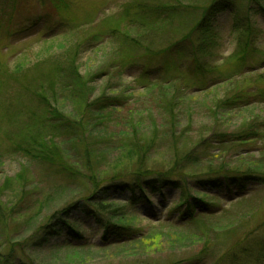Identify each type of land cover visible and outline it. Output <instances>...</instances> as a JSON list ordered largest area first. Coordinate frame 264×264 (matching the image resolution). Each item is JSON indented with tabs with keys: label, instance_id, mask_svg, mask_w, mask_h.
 I'll return each instance as SVG.
<instances>
[{
	"label": "rangeland",
	"instance_id": "rangeland-1",
	"mask_svg": "<svg viewBox=\"0 0 264 264\" xmlns=\"http://www.w3.org/2000/svg\"><path fill=\"white\" fill-rule=\"evenodd\" d=\"M252 1L0 0V207L20 214L14 220L18 230L0 237V254L7 251L6 240L11 246L21 242L58 213L62 219L51 243L69 240L87 247H20L14 264L27 253L41 264H217L264 224V182L241 174L264 173V0ZM212 7L209 31L196 34ZM174 45L176 50L165 51ZM68 63L74 64L70 71ZM50 79L58 86L55 93H45L43 104L25 89ZM164 82L188 92L186 110L170 118L155 103ZM231 84L247 110L202 111L227 97ZM46 102L54 109L53 123L66 124L56 127L58 157L52 165L21 150L32 136H49L38 123ZM104 106L109 115L97 122V110ZM253 121L256 139H238ZM202 141L207 146L195 149ZM135 149L143 159L140 169L156 167L165 178L185 179L189 194L202 201L193 217L183 206L171 212L179 187L152 192L134 184ZM175 154L179 159L188 154L177 167ZM222 165L235 177H217L219 187L201 178L209 167ZM70 167L75 174L69 177ZM110 182L119 190L108 189L111 196L103 200L118 198L114 202L123 206L125 199L135 198L133 208L126 209L124 227L130 230L124 237L107 231L91 214L60 213L86 199L94 205L92 184L108 187ZM111 222L114 229L121 223ZM66 223L79 237H67ZM262 233L264 228L256 235ZM128 234L139 238L129 241Z\"/></svg>",
	"mask_w": 264,
	"mask_h": 264
},
{
	"label": "trees",
	"instance_id": "trees-1",
	"mask_svg": "<svg viewBox=\"0 0 264 264\" xmlns=\"http://www.w3.org/2000/svg\"><path fill=\"white\" fill-rule=\"evenodd\" d=\"M58 2V1H56ZM259 0H253L252 3H259ZM15 3V2H14ZM216 5H214L217 8L218 2H215ZM223 7H230L227 4H223ZM221 8V7H220ZM219 8V9H220ZM218 9V8H217ZM215 11L213 10V7L207 11L206 14H204L201 23L198 24V27L200 30H195L196 34L197 33H206L209 30H205V26L207 25L206 23L209 21L208 17H211L212 15H214ZM178 46L180 45V43L177 44ZM169 48V46L167 47ZM176 46H171L169 49H166L165 51H170V50H176ZM72 58V57H71ZM73 59V58H72ZM70 60V59H67ZM69 62H72V60H70ZM68 70H72L73 69V63H68ZM136 66L137 64L134 63H130L129 66ZM67 68V67H66ZM252 68H250L247 73H251L253 71H251ZM259 82H262V79L260 76L257 77L256 79ZM231 83V82H230ZM163 85L165 86V88H163L161 90V92L159 93V98L157 99V101H155V103H157V107H159L161 110H163L168 117L170 118V116H173L174 113L176 112L177 114H179V111L182 112V110H186L185 106H184V99H183V95L188 94V92H186L185 90H183L182 88L179 89V87L172 85L171 84H167L166 82L163 83ZM58 86V83L55 81L50 80H45V81H39L36 82L35 86H30V87H26L25 89H28L29 91H32V96L34 97H38V102L43 104V102H45L46 100V95L45 93H49V90L51 92L55 91V87ZM181 87V86H180ZM169 88H171V90H169ZM230 88V93H228L227 97H224V99H220V100H213V102H211V104H209V107L202 111H204L206 114L211 113H221L224 114L225 112L230 113V112H235V113H241L244 112L246 109V107L248 105H244L243 100H241L238 97L237 93H240L239 91L235 90H231L234 88L233 84H231ZM165 89V90H164ZM160 90V88H159ZM172 91V92H170ZM236 92V93H235ZM55 93V92H54ZM182 95V96H181ZM241 95V94H240ZM151 102V101H149ZM245 103V102H244ZM261 103V102H260ZM104 105V104H103ZM186 105V104H185ZM97 106V104L95 105V107ZM114 107H118L117 105H112ZM187 106V105H186ZM189 106V104H188ZM187 106V108H188ZM49 105L46 102V105L44 104V114L42 115V117L39 119L38 123L41 124V126L49 132V136L47 135H40L41 137L37 138L36 136H32L30 138V141L27 142V144H25L24 146L22 145L23 148H21V150L23 149V151L25 152L26 155H28L29 157L33 158L34 160H39L43 163H47L49 165L55 164V157H58V155L56 156V143L54 142V140L57 138L58 134H57V129L56 127H59V125H66L64 120H56V122L53 123V119H51V115L54 114V109L53 110H49L48 109ZM98 111V116L99 119L97 120V122L103 121L108 115V114H104L106 111V106H104V108L102 107L101 109L97 110ZM103 112V113H102ZM50 115V116H49ZM184 115V114H183ZM133 117V116H132ZM130 119L128 126H131V124L134 121V118ZM58 119V118H57ZM254 122V121H253ZM256 122H254L253 124H249V129L246 132H243L242 134H240L238 136V139H241L242 137V141L248 140V139H256V135L258 134L256 132V128L257 125H255ZM88 125V123L86 124ZM248 127V126H247ZM245 127V128H247ZM134 128V127H133ZM69 133H73L78 135V130H73L70 129ZM247 137V138H246ZM172 138V137H171ZM174 138V137H173ZM233 139L231 138V141ZM206 141H202L200 142V145L195 146L194 148L197 150L199 149H203L204 147H206L207 145L205 144ZM176 144V142H175ZM173 146L174 150H178V146L175 145ZM224 149V148H223ZM196 151H193V148L191 149V151H189V153L191 155H194ZM178 152V151H177ZM221 152V151H220ZM135 153H136V166L137 167L134 171L135 175L133 177L134 179V184L139 188V189H143V184L150 187L152 192L155 191H159L161 190L163 187L165 186H175V187H179V200L178 202H176L175 204V208L171 210V212H175L177 211V209H179V207L181 208V206L184 207L183 211L186 213V215L191 218L193 217V212L195 210V207H199L202 208V201H200L199 199H194L189 192L186 190V185H185V179H179L178 177L176 178H165L163 177L164 174L162 172H159L160 170H158L156 167L155 169L152 168H147L144 167V169H140V163L141 161H143V159H141L140 157V152L138 150L135 149ZM185 155H182V157H180V159L178 158V156H176L175 154V162H174V167H177L178 165H180V163H182L185 160ZM177 158V159H176ZM141 160V161H140ZM187 161V159H186ZM66 167V166H65ZM65 167H61L60 168V172H66L67 168ZM68 176H74V171L72 170V168H68ZM144 173V174H143ZM158 176L156 177L155 176ZM238 174V175H237ZM236 174L237 177H240V173L238 172ZM241 174H245L250 175V176H255L258 177L259 180L261 182H264V173L262 172H254L252 170H247L246 172H243ZM154 175V179L151 180V178ZM228 175L235 177L232 173H229L225 170V168L222 166H218V167H209L207 169V172L205 174L204 177H201L202 179L205 178L208 184H211L213 186L219 187L221 181L217 178L219 176L224 177L225 179H228ZM91 181H94V177L90 176L89 177ZM120 179V177L118 178ZM145 182V180H147ZM171 180H177V183H179V185ZM117 181V180H116ZM201 183V182H200ZM237 184V186L240 188V180H237L236 182H234ZM202 185V183L200 184ZM94 191L92 192L93 197L92 199L96 198L97 199V203H95L94 205H91V203L89 202L90 199H86L84 201H82L81 203H75L73 204L72 207L67 208L66 210H62V212H60L61 214H64V216H67L70 214L71 211L73 210H80L83 213H88L91 214L93 217H95L98 221V223L103 227L106 228L107 231H109L108 229H111L110 231L112 233L116 234L117 236L120 235H124L123 233H126V231H129L130 228L124 227L127 226V220H125V216L127 215V211L126 209H130L133 208V203L135 201L134 197L129 198L128 200L125 199L127 202L125 205L120 206L118 204H116L114 201L118 202V198L117 199H109V201L107 199H102V198H106V197H110L111 195H109L108 193V189H116V191H118L119 189L116 188L117 187V183H112L110 182V184L108 185V187H103L102 185L98 186V184H92ZM141 187V188H140ZM244 189V188H243ZM242 189V190H243ZM143 191V190H142ZM143 195V192H142ZM99 199V200H98ZM102 199V200H101ZM90 203V204H89ZM170 213V212H169ZM58 214V213H57ZM57 214H55L54 217H49L47 222L44 225L39 226L36 230H34L30 236H28L27 238L23 239L21 242H13L12 246H11V242H8L6 240V243L4 246H6L7 251L3 252L0 254V264H14L13 257L14 254L17 251H20V247H23L24 250L30 249V251L33 250H45L46 248L50 249H58V248H62V249H67V250H78V249H84L85 247V243H73L69 240H66L68 242H64V243H54L52 244L50 239L56 234V230H55V225L56 223H58V218L62 219L61 216L57 217ZM182 215H185L183 212H181ZM20 214H16L15 212H11V210H8L7 212L2 211L1 207H0V237H6V234H13L15 231L18 230L17 227H15L17 222L14 221L15 219H17V217ZM57 219H56V218ZM106 220H105V218ZM112 220H117V221H121V223L117 226L118 228H112V227H116L112 225ZM67 226V229L69 232H67V237H79L78 232H76V229H73L72 226H70L68 223L65 224ZM2 228V229H1ZM257 228V227H256ZM254 228V230H252V232L248 233L247 235H245V237L240 240V242L238 244L235 245L234 249L236 248V250H231L230 253L224 255L223 257H220V260H218L217 264H264V234L262 233L260 235V237H258L256 235V232L258 229H262L264 228V224L261 225L258 229ZM77 235V236H76ZM127 235V234H126ZM263 235V236H262ZM133 235H129L126 237H131ZM107 237H103L102 241H104V243H107ZM139 237H135L133 236L132 238H130L129 241H135L137 240ZM79 239V238H77ZM107 240V241H106ZM58 245V246H56ZM2 250H6L1 248ZM17 249V250H16ZM237 252V254H235ZM51 253V252H50ZM233 255L232 261L228 262L226 261V257L229 255ZM53 255V254H52ZM56 255V254H55ZM54 255V256H55ZM21 259V260H20ZM17 264H41V263H37L35 259L31 258V256L27 253L24 255L20 254V258L19 261H17Z\"/></svg>",
	"mask_w": 264,
	"mask_h": 264
}]
</instances>
